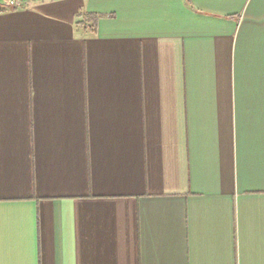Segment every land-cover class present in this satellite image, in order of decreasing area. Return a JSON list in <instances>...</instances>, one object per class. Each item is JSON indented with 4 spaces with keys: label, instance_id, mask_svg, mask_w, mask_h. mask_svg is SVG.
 <instances>
[{
    "label": "crops",
    "instance_id": "0c3cea01",
    "mask_svg": "<svg viewBox=\"0 0 264 264\" xmlns=\"http://www.w3.org/2000/svg\"><path fill=\"white\" fill-rule=\"evenodd\" d=\"M0 264H264V0H10Z\"/></svg>",
    "mask_w": 264,
    "mask_h": 264
},
{
    "label": "built area",
    "instance_id": "2783aa9c",
    "mask_svg": "<svg viewBox=\"0 0 264 264\" xmlns=\"http://www.w3.org/2000/svg\"><path fill=\"white\" fill-rule=\"evenodd\" d=\"M6 1L8 2V6L7 7H0V13L6 11L8 8L19 6L18 3L14 2V1H10V0H6Z\"/></svg>",
    "mask_w": 264,
    "mask_h": 264
},
{
    "label": "water",
    "instance_id": "95a60500",
    "mask_svg": "<svg viewBox=\"0 0 264 264\" xmlns=\"http://www.w3.org/2000/svg\"><path fill=\"white\" fill-rule=\"evenodd\" d=\"M8 2L6 0H0V7H7Z\"/></svg>",
    "mask_w": 264,
    "mask_h": 264
}]
</instances>
